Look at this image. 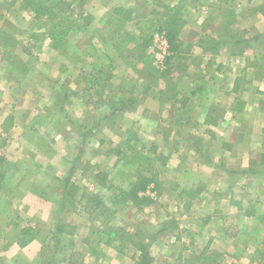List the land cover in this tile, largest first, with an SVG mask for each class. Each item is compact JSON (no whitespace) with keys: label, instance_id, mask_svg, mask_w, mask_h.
I'll use <instances>...</instances> for the list:
<instances>
[{"label":"rangeland","instance_id":"1","mask_svg":"<svg viewBox=\"0 0 264 264\" xmlns=\"http://www.w3.org/2000/svg\"><path fill=\"white\" fill-rule=\"evenodd\" d=\"M64 1L79 16L77 22L89 25L90 18L86 17L88 12L82 0ZM97 1L90 0L87 4L95 7L101 3ZM182 1L186 6L181 12L184 28L193 21L197 23L190 25L185 32L183 29L181 51L170 59L172 54L169 51L161 53V49H166L159 42L163 34L158 30L164 20L163 6L175 5L179 0H109L105 11L113 13L111 18H116L112 24L114 31L109 33L111 39L90 36L93 29L89 28L86 31L89 35L86 32L72 34L67 46L55 50L46 39L31 45L29 36L35 29L29 14L20 12L17 4L8 8L10 0H0L1 8L6 10L0 19V156L6 157L10 163L20 160V169L26 171L19 177L11 173L0 178V232L4 225L9 224L6 216L10 214L22 225L27 222L38 229L37 238L32 241L35 245L27 249L26 255L22 253L17 261H12L14 264H68L64 260L70 254L80 258L77 264H134L133 254L136 253L128 247L119 253L118 240L112 247L97 243L104 234L95 232L99 229L106 231L107 228L138 233L145 244H149L157 231L167 229L165 234L150 243L151 264H233L232 257L238 255L241 257L237 264H264V258L256 254L263 252L264 183L258 185L263 190L261 197L249 192L241 193L240 189L231 195L230 200L234 204L240 202L247 206L246 214L251 213L245 218L234 213V223L213 221L205 224L212 211L205 203L212 199L207 192L200 194V203H192V207L185 210L177 194L194 185V181L184 175L200 163L188 153V147H197L194 146L196 140L189 139L190 130L170 126L173 112L168 105L173 101V93L165 97L158 93L165 88L172 89L176 72L182 73L190 66L196 68L198 58L224 57L229 62L234 58L256 57L258 52L264 57V0H226L221 4H225L221 10L217 9L218 0ZM116 10H121L123 15L128 14L130 20H122ZM103 12V9H98L93 15L95 25L92 28L98 27L97 20L104 17ZM4 41L7 42L5 47L1 46ZM196 46L200 50L195 51ZM59 60L64 62L62 69H59L62 66ZM108 67L112 69V77L107 84L112 88L99 92L105 75L110 74ZM234 70L241 74L242 66L237 65ZM233 78L231 75L225 83L224 86H229L226 90L233 86ZM65 89L79 93L83 90L84 93L81 97L69 95L63 102ZM146 89L148 91L144 93ZM106 95L115 101L134 97L135 108L124 111L117 119L109 117L112 109L108 105L92 111L98 98L103 100ZM165 99L168 101L166 104ZM248 99L250 97H244V100ZM105 102L107 104V100ZM239 102L235 97L221 95L217 101L212 100V114L220 119L223 107L239 108ZM138 106L139 112L135 110ZM6 118L11 121L5 122ZM164 118L168 121H163ZM149 119H158L160 123L150 124ZM53 123L56 128H52ZM93 125L95 129L91 134L97 130L103 135L105 141L102 145L97 141L99 136L85 141L79 136L77 126ZM215 130L218 135L222 132L221 129ZM55 132L68 141L65 148L55 144L59 151L51 158L50 145ZM192 134L196 138L195 133ZM223 138L228 141L224 135ZM69 144L72 159L66 164L61 159L64 156L62 150L65 151ZM126 145L141 149L152 158L147 172L137 171L138 168L131 165ZM258 149L259 141L252 143L244 156L248 169L252 166L250 161L256 160ZM124 153L127 159L122 161L121 154ZM9 168L11 172V166ZM97 171L106 173V182L113 186V190L105 194L106 200L117 194L116 188L128 189L138 172L142 173L153 180L147 194L154 204L137 213L122 199L107 226L100 221L90 223L79 211L78 204H68L62 218L76 226L77 233L65 236L59 249L52 252V219L55 220L59 209L53 206V202L61 195L63 175L71 172V180L80 190L78 194H92L100 189L93 176ZM50 176L58 182L54 187L49 185ZM248 182L256 188V178ZM243 184H246L245 180ZM28 190H34L37 195L33 206L22 203L21 198L11 204L9 197ZM221 197L215 196L214 199ZM228 198L227 194L222 197L225 202ZM256 198L261 200L253 203ZM36 199H42L40 205L35 203ZM232 211L235 212L233 208ZM222 223L233 226V229L225 234L221 230ZM210 240L207 252L197 262V257ZM68 242L73 244L72 248ZM45 246L48 249L42 252ZM33 253H37L34 258ZM0 264H7V259L0 257Z\"/></svg>","mask_w":264,"mask_h":264},{"label":"crops","instance_id":"2","mask_svg":"<svg viewBox=\"0 0 264 264\" xmlns=\"http://www.w3.org/2000/svg\"><path fill=\"white\" fill-rule=\"evenodd\" d=\"M87 1L90 0H82L84 8H86L88 12L86 17H89L90 21L89 25L82 28V31L79 32L80 35L88 31L87 29L90 28L93 29L90 36L100 38L106 37V40H109V38L111 39L109 33L111 30L114 31L112 24L116 18H111L113 13L105 11V8L109 7V0H98L101 3L96 4L95 7L89 6ZM98 9L104 10V17L101 18V16L97 20V28H92V26L95 25V18L93 15L97 14ZM83 12L85 11L83 10ZM5 14L6 10L0 6V19H3ZM194 23L197 22L193 21L191 24H188L184 28V32ZM100 33H104L105 35ZM87 35L89 34L87 33ZM194 50H200V48L196 46L194 47ZM262 54L264 55V53ZM59 61V63H62V66L59 69L64 68V62L61 60ZM226 61L227 58L224 57L220 59L207 56L198 58L196 68L190 66L182 73L176 72L174 78L175 84L172 89L165 88L158 91L162 97L167 96L168 93H173L172 103L169 105L167 104L173 112V119H171L172 124L170 126L175 129L186 128L190 130L191 136L189 139L196 140L194 146L197 147H188V153L189 155L193 154L195 156L194 159L196 158L200 163L196 167L191 168L193 171L188 172L186 175L182 174L180 177H183L184 175L186 176V179L194 181V185H190L189 189H191L190 187L195 186L202 189L203 193L207 192L208 194H211V201H205V203L209 204L212 209L205 219V224L213 221L217 223H220L221 221L234 223L232 216L234 213L238 215V217L240 216V218H245V216L248 215L246 214V211H244L248 209L247 206H242L240 202L234 204L232 200H230V197L235 193V190L240 189L241 193L249 192L253 195L257 194L259 197L262 196L260 195V192L263 191L258 185L264 183V167L259 165L258 157L260 153H264V97L260 95V93L264 92V57L258 52L256 57L253 56L251 58L241 59L234 58L232 61ZM237 65L242 66L241 74L235 73L234 68ZM211 66H213V69ZM113 67L115 66L113 65ZM231 75H234L232 81L233 86L231 85L229 90H226V87L229 86L224 85L229 81ZM63 86H66V84H63ZM235 86L237 90L233 92ZM147 91L148 89H146L144 93H147ZM65 93H67L68 96H83L82 91L79 93L77 90L70 92V90L65 89L63 95ZM225 94L235 97V99H239L241 101L239 102V108L230 107L229 109H226L223 107L221 110L223 114L220 119H216L215 125L206 123L205 117L213 113L211 110L212 100L217 101L218 97ZM245 96L250 97V99L244 100ZM165 100L166 102H164V104L168 103L167 99ZM167 105L165 107H167ZM139 108L140 107L138 106L135 110L139 112ZM163 121H168V119L164 118ZM155 122L160 123L158 119H149L150 124ZM56 127L57 125L53 123L52 128ZM215 129L222 130V132H218L220 135L216 134L217 131ZM197 131H200L201 133L198 134ZM193 132L195 133L196 138H194L192 134ZM223 135L227 137L228 141L223 138ZM177 137L181 140L180 136ZM177 137L176 139L178 140ZM67 141L68 140L65 137H61L58 132L54 133L50 145L49 155H51V158H53L57 151H59L55 144L65 148L64 146L67 145ZM257 141H259V149L256 152V160L250 161L255 162L257 167L255 165L254 168L251 163V168L253 167L254 171L253 173H248L250 168L248 169V164L244 163L243 158L247 155L248 148L252 147V143H257ZM70 147L71 145L69 144V147H67L65 151L62 150L63 148L61 149L64 154L61 159L64 160L66 164L72 159L70 156ZM214 147L217 148L213 154ZM216 157H218L217 160H215ZM4 159L5 162L0 171L2 175L8 177L12 173L19 177L26 174L25 169H20L19 167L20 160L16 159V161L10 163L6 157H4ZM10 166L11 172L9 168ZM53 167L55 168V165H53ZM52 175H55V173H52ZM67 175L68 174L65 173L63 176L66 177ZM48 178L50 179V187H54L55 184L58 183L52 176ZM252 178H256V188L250 186L251 184H247L249 183V179ZM244 180L248 186L243 184ZM226 194L229 196L227 202L222 199ZM1 196L2 195H0V201L2 199ZM215 196L222 197L214 199ZM36 197L37 195L34 190H28V192H25L24 194H18L16 197L11 196L9 198L11 199V204L14 203L15 199L21 198L22 203L31 206ZM60 199L61 195L57 201L55 200L53 202V206H58ZM40 200L36 199L35 203L40 205L39 202H42ZM260 200L261 199L256 198L253 203ZM232 208L235 212L232 211ZM52 221L55 222L53 219ZM16 232L17 230H14L12 227L9 228L6 225H4V228L0 232V234L2 233L0 236V257H5L7 259V264L9 262L14 264L13 262L17 261L20 254L24 253V255H26L25 253L27 252V249L35 245V243H31L29 246L20 248L14 239ZM3 246H7V248L3 249ZM36 255L37 253H33L32 257L34 258ZM240 257V255L234 256L233 264H237ZM33 258H31V260Z\"/></svg>","mask_w":264,"mask_h":264},{"label":"trees","instance_id":"3","mask_svg":"<svg viewBox=\"0 0 264 264\" xmlns=\"http://www.w3.org/2000/svg\"><path fill=\"white\" fill-rule=\"evenodd\" d=\"M190 1L193 2L195 0ZM224 1L226 0H218V10H221L222 7L225 6V4L221 6ZM184 3V1L179 0V2L175 5L163 6V10L165 11L164 20L160 24L158 33L163 34V38L168 45V51L172 54L170 59H173L175 55L179 54L181 51L180 35L185 26V22H183L181 17V12L186 7ZM15 4L18 5V9L20 12L29 14L31 21L34 22L33 28L35 30L31 32V35L29 36V43L31 45L37 44L41 40L46 39L49 40L50 45L54 50L65 47L69 43L68 38L70 37V35L82 31V28H85L88 25V23L81 25L79 22H77L79 16L74 14L73 9H71V5L64 0H11L8 8L13 7V5ZM120 11L121 10H116V14L122 20L129 21L130 16L128 14L123 15ZM41 29H44L43 32H39L41 31ZM5 44H7L6 41H4L3 45L1 46L5 47ZM108 68V70H110V74L105 75L104 82L98 89L99 92H103L105 89L109 91L112 88L111 84H107V80L112 77V69L110 67ZM236 90L237 89L235 86L233 88V92H235ZM83 93L84 92L82 90V95ZM260 95L264 97V92L260 93ZM67 98L68 95L67 93H65L63 102ZM106 100L107 104H105ZM135 102L136 101L134 100V97L128 98L127 100L117 99L115 101L114 98L113 100H109L108 95H106L103 100L101 99V97L98 98V100L94 103L95 108H93L92 111H94L97 107L108 105V107L112 109L109 117L117 119L120 118L119 115L124 111L134 110ZM115 104H118V106H114ZM216 119L217 117L214 114L207 115V117L205 118V122L211 125H215ZM10 121V119H5V122ZM70 123L73 126H76V124H74L73 122ZM77 128L79 129V136L83 141L89 138L94 139L96 136H99V138H97L99 145H102L104 143L105 140L103 139V135L97 133V130H95V134H91V132L95 129V125L90 127L77 126ZM126 151L128 153V158L131 165L136 166L138 168L137 171H148V167L152 161V158L148 154H145L143 150L137 149L136 147L131 145H126ZM258 158L259 165L261 167H264V153H260ZM126 159L127 155L125 153L121 154V160L124 161ZM4 162V157L0 156V171L4 165ZM251 163L253 164L254 168L255 165L257 167V164L255 162ZM253 171V167H250L248 173H253ZM71 175V172H69V174L65 178H63L62 181L61 199L58 202L59 209L55 215V222L53 224V231L50 238V241H52V252L59 249L62 241L65 239V236L71 237L73 235L75 236L77 233L76 226L67 223L62 218L63 210L68 206V204H78L79 211L86 215L87 220L90 223L100 221L103 226H107V223L113 220V217L117 212L118 202H120V200L122 199L123 203H129L134 209H136L137 213H142L144 208L150 207L154 204L153 199L147 194L149 186L153 184V180L149 179L140 172H138L134 182L128 189L116 188L117 194L112 196L110 200H106L107 196L105 194L113 190V186H111L110 183L106 182V173L97 171L93 175L97 180V186L100 187L101 190L99 189L97 192L92 194H88L86 192H81V194H78L80 190L78 186L72 182ZM2 177L3 175L2 173H0V178ZM11 191H13V189ZM201 193L203 192L199 187H196L195 189H184L178 192L177 199H179V202L182 203L185 210H189L192 207V203L201 202V199L199 198ZM248 215L250 216L251 213ZM6 220L9 223L6 224L7 227H12L14 230H17L14 239L20 248L26 247L37 238L38 229L33 227L31 224L26 222L24 225H22V223L17 222L18 219L11 216V214L6 216ZM230 226L224 223L221 230L225 234H227L230 230L233 229V226H231L232 228ZM105 230L106 231L99 229L97 230V232H95L97 235L104 234L103 236H100V238H98L97 243L112 247L113 242L118 240V242L120 243V249L118 250L119 253H122L124 251L123 249H126V247L133 249V251L136 253L135 255L133 254L134 264H151L152 261L150 258V243L154 242L160 235L167 232V229L157 231L149 244H145L144 241L139 239L138 233H129L123 229L113 228H107ZM1 235L2 233L0 234V236ZM85 242L87 241L85 240ZM210 243L211 240L204 247L202 254L197 257V262H199L204 257V254L207 252ZM68 246L72 248L73 244L71 242H68ZM2 248L6 249L7 246H3ZM46 248L48 249V247L46 246L43 247L42 252L43 250H46ZM90 250L92 249L90 248ZM257 253L261 258H264V242L263 252H256V254ZM50 260H53V257H50ZM64 261H66L68 264H77L79 263L80 258H75L74 254H70ZM47 264L50 263L48 262Z\"/></svg>","mask_w":264,"mask_h":264},{"label":"built area","instance_id":"4","mask_svg":"<svg viewBox=\"0 0 264 264\" xmlns=\"http://www.w3.org/2000/svg\"><path fill=\"white\" fill-rule=\"evenodd\" d=\"M161 40H162V41L159 40V42H160L162 45H164V47H165V49H166V50H162V49H161V53L164 54L166 51H168V45H167V43H166V41L164 40L163 37L161 38Z\"/></svg>","mask_w":264,"mask_h":264}]
</instances>
